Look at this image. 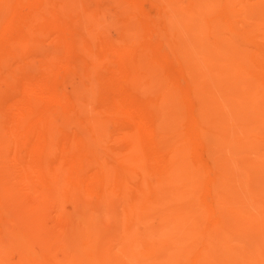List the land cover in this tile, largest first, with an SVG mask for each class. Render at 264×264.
<instances>
[{
    "label": "bare ground",
    "instance_id": "bare-ground-1",
    "mask_svg": "<svg viewBox=\"0 0 264 264\" xmlns=\"http://www.w3.org/2000/svg\"><path fill=\"white\" fill-rule=\"evenodd\" d=\"M0 264H264V0H0Z\"/></svg>",
    "mask_w": 264,
    "mask_h": 264
},
{
    "label": "rangeland",
    "instance_id": "rangeland-1",
    "mask_svg": "<svg viewBox=\"0 0 264 264\" xmlns=\"http://www.w3.org/2000/svg\"><path fill=\"white\" fill-rule=\"evenodd\" d=\"M147 5H148V6H147ZM144 6H145V7H144L145 9L148 8L147 10H149L151 13H153V10H154V9L151 7L150 2H149V3H148V2L144 3ZM146 7H147V8H146ZM112 36H114V34H113Z\"/></svg>",
    "mask_w": 264,
    "mask_h": 264
}]
</instances>
